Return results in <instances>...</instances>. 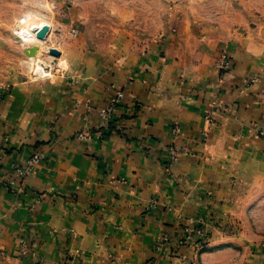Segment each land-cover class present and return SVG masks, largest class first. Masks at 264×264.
<instances>
[{"label":"crops","instance_id":"obj_1","mask_svg":"<svg viewBox=\"0 0 264 264\" xmlns=\"http://www.w3.org/2000/svg\"><path fill=\"white\" fill-rule=\"evenodd\" d=\"M84 47L63 46L73 78L7 79L0 264H172L183 217L207 211L264 238V34L166 33L128 56ZM117 89L125 96L106 127L96 109ZM174 122L187 151L171 163ZM35 152L39 166L18 176L13 164Z\"/></svg>","mask_w":264,"mask_h":264},{"label":"rangeland","instance_id":"obj_2","mask_svg":"<svg viewBox=\"0 0 264 264\" xmlns=\"http://www.w3.org/2000/svg\"><path fill=\"white\" fill-rule=\"evenodd\" d=\"M44 25L50 31L37 54L49 63V69L33 61L29 53L36 42L18 38L30 31L37 39ZM231 30L264 34V0H0V99L14 87L7 79L38 84L44 78L36 74L41 73L49 81L73 78L62 54L70 41L84 42V49L98 55L122 51L128 56L166 33L201 37ZM51 49H58L60 55ZM213 216L212 211L184 216L179 237L165 236V241L178 245L177 250L172 247V264H264L261 234H244L240 226L232 231V225L225 220L213 222ZM216 225L231 238L217 233ZM187 227H201L202 234L189 237Z\"/></svg>","mask_w":264,"mask_h":264},{"label":"built area","instance_id":"obj_3","mask_svg":"<svg viewBox=\"0 0 264 264\" xmlns=\"http://www.w3.org/2000/svg\"><path fill=\"white\" fill-rule=\"evenodd\" d=\"M230 63H231L230 54L228 53L227 50L223 51L218 62L219 68L224 69L228 67ZM257 80L258 77H255L252 78L250 82H255ZM124 96H125V90L117 89L115 90L113 95L109 98L107 103H105L100 108L96 109L98 117L100 118L102 124L105 125L106 127H108L110 124L114 122L116 117V112L119 106L122 104ZM89 109L91 110L92 108L89 106ZM205 118L210 124L214 123V117L212 113H208L205 116ZM204 132L206 133L207 131L205 130ZM171 133L173 135L174 141L172 142V144H170L168 151L170 156V162L174 163L181 157L183 153H186L187 148L183 144H181V139L183 138L184 134H183V127L179 122H174L172 124ZM259 134L264 135V130L259 131ZM78 136L80 138H87L88 133L83 131L80 132ZM41 159H42V153L35 152L30 158L26 160L24 165L13 164L12 168L18 176H27L34 173L36 168L41 163ZM11 183L14 182L11 181ZM186 232L189 237H191L193 233L200 235L202 234V228L187 227ZM66 264H73L72 260L67 259Z\"/></svg>","mask_w":264,"mask_h":264},{"label":"bare ground","instance_id":"obj_4","mask_svg":"<svg viewBox=\"0 0 264 264\" xmlns=\"http://www.w3.org/2000/svg\"><path fill=\"white\" fill-rule=\"evenodd\" d=\"M28 32H29V34L22 33L18 38H21L24 41L36 42L35 44L42 43V41L40 39L44 40L43 38H40L39 36H38L37 39H35V37H34L35 33H31L30 31H28ZM38 49H39V46L38 45H34V47L31 48V52H29L30 55L35 57L33 60L36 61L37 64L43 66L46 69H49V63L45 62L44 60H41V58H40L41 56L37 55ZM40 70H38V71H40Z\"/></svg>","mask_w":264,"mask_h":264},{"label":"water","instance_id":"obj_5","mask_svg":"<svg viewBox=\"0 0 264 264\" xmlns=\"http://www.w3.org/2000/svg\"><path fill=\"white\" fill-rule=\"evenodd\" d=\"M50 31V26L44 25L43 28L38 32V36L40 38H46ZM51 52L55 55H60V51L58 49H51Z\"/></svg>","mask_w":264,"mask_h":264}]
</instances>
